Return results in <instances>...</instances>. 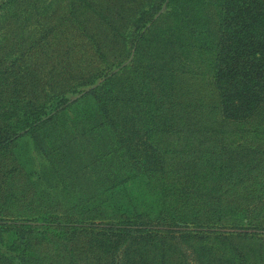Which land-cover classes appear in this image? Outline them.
Wrapping results in <instances>:
<instances>
[{"label": "trees", "instance_id": "1", "mask_svg": "<svg viewBox=\"0 0 264 264\" xmlns=\"http://www.w3.org/2000/svg\"><path fill=\"white\" fill-rule=\"evenodd\" d=\"M21 134L63 193L18 214L0 162V264H264V0H0Z\"/></svg>", "mask_w": 264, "mask_h": 264}, {"label": "rangeland", "instance_id": "2", "mask_svg": "<svg viewBox=\"0 0 264 264\" xmlns=\"http://www.w3.org/2000/svg\"><path fill=\"white\" fill-rule=\"evenodd\" d=\"M68 96L75 97L76 94L69 93ZM11 151L12 154L5 152L0 155V162L7 165L12 156L14 163L19 165L20 173L19 176L15 175L13 186L14 190L20 189L25 197L18 199L17 202L9 198L7 206L18 214H26L27 210L39 214L41 210L56 206L63 193L59 178L52 171L53 162L42 153L32 136L29 134L17 136ZM17 172L18 170L16 174Z\"/></svg>", "mask_w": 264, "mask_h": 264}]
</instances>
